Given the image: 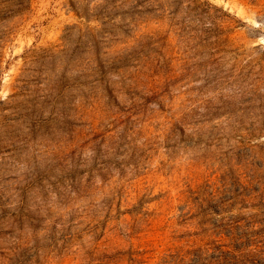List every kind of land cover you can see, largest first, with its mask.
I'll use <instances>...</instances> for the list:
<instances>
[{
	"label": "rangeland",
	"instance_id": "374dc122",
	"mask_svg": "<svg viewBox=\"0 0 264 264\" xmlns=\"http://www.w3.org/2000/svg\"><path fill=\"white\" fill-rule=\"evenodd\" d=\"M0 0V264H264V0Z\"/></svg>",
	"mask_w": 264,
	"mask_h": 264
},
{
	"label": "trees",
	"instance_id": "16d2710c",
	"mask_svg": "<svg viewBox=\"0 0 264 264\" xmlns=\"http://www.w3.org/2000/svg\"><path fill=\"white\" fill-rule=\"evenodd\" d=\"M20 2H18V5L21 7H24L25 4L27 3L29 5L30 0H19Z\"/></svg>",
	"mask_w": 264,
	"mask_h": 264
}]
</instances>
